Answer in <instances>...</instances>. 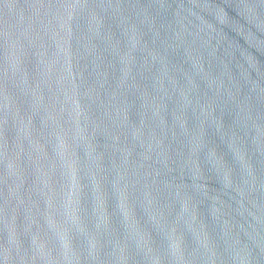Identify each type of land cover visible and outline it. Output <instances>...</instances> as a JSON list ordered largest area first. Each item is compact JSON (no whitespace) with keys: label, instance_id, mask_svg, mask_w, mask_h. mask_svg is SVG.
I'll use <instances>...</instances> for the list:
<instances>
[{"label":"water","instance_id":"1","mask_svg":"<svg viewBox=\"0 0 264 264\" xmlns=\"http://www.w3.org/2000/svg\"><path fill=\"white\" fill-rule=\"evenodd\" d=\"M0 264H264V0H0Z\"/></svg>","mask_w":264,"mask_h":264}]
</instances>
